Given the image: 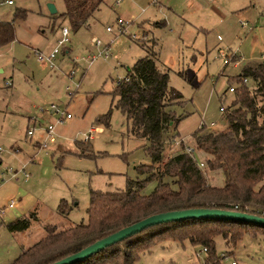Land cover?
Here are the masks:
<instances>
[{
    "label": "rangeland",
    "instance_id": "1",
    "mask_svg": "<svg viewBox=\"0 0 264 264\" xmlns=\"http://www.w3.org/2000/svg\"><path fill=\"white\" fill-rule=\"evenodd\" d=\"M17 8H25L26 15L16 16ZM63 10L64 0L0 2V18L16 25V38L0 45V264H11L45 236L49 223L65 228L87 221L92 189H125L129 179L148 176L137 167L153 162L149 140L132 132L113 93L139 57L155 52L170 84L184 95L172 105L182 117L165 134L164 161L193 146L212 184L223 183V174L208 167L209 154L196 147L193 134L202 125L204 132L228 129L221 106L235 97L229 84H238L234 77L245 63L255 57L264 61V0H105L78 30L61 16ZM64 26L70 41L59 45L52 67L36 51L53 50ZM104 46L108 56L100 54ZM233 51L241 61L225 63L222 52ZM76 81L80 87L69 94L67 85ZM247 84L256 85L251 79ZM52 103L73 116L59 121L56 140L41 146L48 124L60 116L42 109ZM111 107L109 124L99 122ZM92 127L97 131L86 138ZM31 128L34 133L28 134ZM157 182L150 179L143 191L150 193ZM62 198L68 201L67 214L59 210ZM12 200L16 205L9 206ZM25 215L31 218L27 229H9V221ZM223 252L221 264H264V229L251 227L237 245L217 235L216 254ZM207 254L201 244L166 234L141 251L136 264H206Z\"/></svg>",
    "mask_w": 264,
    "mask_h": 264
},
{
    "label": "trees",
    "instance_id": "2",
    "mask_svg": "<svg viewBox=\"0 0 264 264\" xmlns=\"http://www.w3.org/2000/svg\"><path fill=\"white\" fill-rule=\"evenodd\" d=\"M64 1L61 16L78 30L88 24L105 0ZM26 13L25 8H17L15 15ZM15 38L14 20L0 18V45ZM151 52L129 66L128 74L113 90L119 96L116 106L126 114L132 132L149 140L146 149L153 162L137 167L148 176L129 179L125 189H92L87 221L65 228L47 224V234L24 249L11 264H50L125 225L161 211L220 207L264 215V62H247L235 75L238 82L233 90L235 97L224 107L228 129L204 132L202 125L193 134L196 147L209 154L208 167L223 174L222 184H212L199 159L186 150L164 161L165 134L172 125L177 127L182 117L172 105L184 101V95L170 84L169 72L159 66L155 52ZM245 77L255 82L254 88L248 86ZM112 109L97 120L109 124ZM156 165H161V169L153 170ZM166 176L170 179H165ZM153 178L158 180L157 185L145 193V185ZM59 210L63 214L69 212L67 199H61ZM31 215L37 217L35 212ZM30 224L31 218L25 215L9 221L8 227L24 230ZM251 227L264 229L261 224L232 219L188 218L161 222L73 264H136L139 253L166 234L176 240L189 239L203 245L208 252L206 264H221L224 255L216 254V236L222 235L227 244L237 245Z\"/></svg>",
    "mask_w": 264,
    "mask_h": 264
},
{
    "label": "water",
    "instance_id": "3",
    "mask_svg": "<svg viewBox=\"0 0 264 264\" xmlns=\"http://www.w3.org/2000/svg\"><path fill=\"white\" fill-rule=\"evenodd\" d=\"M51 9L53 12L57 11L56 6L53 4L51 5ZM188 218L232 219L264 225V215L250 213L247 211H240L236 209H225L220 207H190L161 211L152 213L141 218L138 221L125 225L117 231L112 232L100 239H97L96 241L83 247L82 249L50 264H73L79 262L99 252L105 247L112 245L115 242L121 241L122 239L138 231L143 230L147 226L161 222L178 221Z\"/></svg>",
    "mask_w": 264,
    "mask_h": 264
},
{
    "label": "built area",
    "instance_id": "4",
    "mask_svg": "<svg viewBox=\"0 0 264 264\" xmlns=\"http://www.w3.org/2000/svg\"><path fill=\"white\" fill-rule=\"evenodd\" d=\"M8 2H13V0H7ZM119 1V0H117ZM119 23H120V26H121V29L123 30V27H124V24H123V19L122 18H119ZM244 24L246 23V21L243 22ZM108 30H112V27L111 26H108L107 27ZM95 42L98 44V45H102L100 39H96L94 38ZM70 41V30L68 27L64 26L63 27V30H62V37L58 40V45L55 46L53 48V50H51L49 53H44L42 51H36L37 52V55H38V58L39 60L41 61H47L48 64L50 66H54L55 65V58H56V55L57 53L59 52V45H64L66 44L67 42ZM100 54H104L105 56H108L109 55V47L108 46H104L101 48L100 50ZM224 55H226V57L224 58V62L225 63H229L230 61H235V62H238V60H236L234 57H233V54H230V55H227L226 53H224ZM95 59V56L91 57L89 60V65L92 64L93 60ZM67 74V73H66ZM67 75H69V77H74L75 75V70L72 69L70 74L68 73ZM244 80L247 82L248 81V78L245 77ZM234 86L235 85H231L229 87V90L230 91H233L234 90ZM80 87V81H76L74 82V84H68L67 85V89L69 91V94H71L72 92L78 90V88ZM42 109L44 111H47V112H50L51 109H54L55 113H59V118L56 120V121H52L48 124L47 128H46V136L43 140V142L40 143L41 146H47L48 145V141H55L56 140V124L59 122V121H63L64 119H67V118H70L72 117V113L70 111H67V110H64L62 109L60 106H58V104L56 103H52L50 105V107H42ZM221 109L224 110V105L221 106ZM93 131H97L96 128L92 127L91 128V132L89 134L86 135V138H89V137H93L94 134H93ZM34 133V129H29L28 130V134H33ZM187 151L190 152L192 155L195 154V148L193 146H188L187 147ZM195 156V155H194ZM199 164L200 166L204 165V162L201 160L199 161ZM16 172L12 173V175H15ZM13 199V198H12ZM16 205V201L15 200H12L10 203H9V206H14ZM205 250H207L206 247H204ZM223 255H227L223 252ZM232 264H237V261L236 260H233L232 261Z\"/></svg>",
    "mask_w": 264,
    "mask_h": 264
},
{
    "label": "crops",
    "instance_id": "5",
    "mask_svg": "<svg viewBox=\"0 0 264 264\" xmlns=\"http://www.w3.org/2000/svg\"><path fill=\"white\" fill-rule=\"evenodd\" d=\"M246 23H247V21H246ZM246 23H245V24H246ZM242 24L245 25L244 23H242ZM222 54H224V52H222ZM226 54H227V55L233 54V57H234L235 55L238 56V57H240V58L236 59V60H238V62H236L237 64L241 61V55H239L237 51H233V52L230 53V54H228V53H226ZM252 60L262 61V58L255 57V58H253ZM250 61H251V60H250ZM262 62H264V61H262ZM94 128L97 129V127H94ZM98 130H99V128H98ZM223 178H224V177H223ZM221 184H222V183H221Z\"/></svg>",
    "mask_w": 264,
    "mask_h": 264
}]
</instances>
